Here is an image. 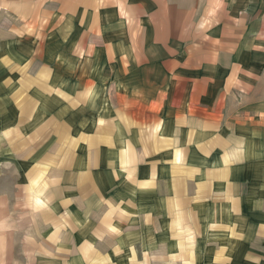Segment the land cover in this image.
Wrapping results in <instances>:
<instances>
[{
  "label": "crops",
  "instance_id": "obj_1",
  "mask_svg": "<svg viewBox=\"0 0 264 264\" xmlns=\"http://www.w3.org/2000/svg\"><path fill=\"white\" fill-rule=\"evenodd\" d=\"M9 173L31 264H264V0H0Z\"/></svg>",
  "mask_w": 264,
  "mask_h": 264
},
{
  "label": "rangeland",
  "instance_id": "obj_2",
  "mask_svg": "<svg viewBox=\"0 0 264 264\" xmlns=\"http://www.w3.org/2000/svg\"><path fill=\"white\" fill-rule=\"evenodd\" d=\"M10 23L14 24V21L10 19V21H5L1 27L3 29H8L6 31V33L8 34H12V32L14 31L10 25ZM54 36V35H50ZM73 39H77V46H74V51L75 54H84L83 50H84V45H86L84 43V37L81 36L79 38H77V33L75 32L72 36ZM74 41V40H73ZM43 43V41H42ZM44 48V47H43ZM77 49V50H76ZM55 54V61H54V69L57 71L58 75H67V65L65 63V60L69 61L70 64V76L72 75V73L75 72V70L77 69V59L73 58V57H68L65 52H63L62 54H60L61 52V46H54L53 48ZM85 51V50H84ZM69 76V77H70ZM65 80V79H64ZM67 80V85L69 84V86H72L73 84V80L71 78L66 79ZM61 82V81H60ZM12 169L9 170V172H11ZM12 180V175L11 173L9 174H4V175H0V191H3L5 188V183L10 182ZM2 209H3V205H2ZM1 212V211H0ZM11 214H12V207H11ZM1 216V215H0ZM1 226V225H0ZM5 230L0 229V249L1 250H5V245L8 244L10 245V255H9V259L8 262L9 264H31L30 263V257L29 256H25V249H26V245L23 244V242H26L24 239H9L6 240L5 239ZM8 233H6L7 236ZM42 259V258H39ZM1 261V259H0ZM34 264H46V262H42V261H36V263Z\"/></svg>",
  "mask_w": 264,
  "mask_h": 264
}]
</instances>
